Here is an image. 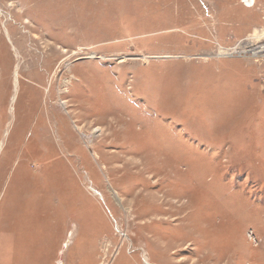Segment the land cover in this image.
I'll return each instance as SVG.
<instances>
[{
  "label": "rangeland",
  "instance_id": "rangeland-1",
  "mask_svg": "<svg viewBox=\"0 0 264 264\" xmlns=\"http://www.w3.org/2000/svg\"><path fill=\"white\" fill-rule=\"evenodd\" d=\"M251 44L264 0H0V264H264Z\"/></svg>",
  "mask_w": 264,
  "mask_h": 264
},
{
  "label": "bare ground",
  "instance_id": "bare-ground-1",
  "mask_svg": "<svg viewBox=\"0 0 264 264\" xmlns=\"http://www.w3.org/2000/svg\"><path fill=\"white\" fill-rule=\"evenodd\" d=\"M257 32V31H256ZM258 33V32H257ZM255 34V33H254ZM256 35V34H255ZM244 47V48H243ZM243 47L241 46L240 48H239V52L240 53H250V54H252V55H258V54H261V52H264V44H259V45H253V44H251V47L252 48H250V49H247L244 45H243ZM227 51V50H226ZM225 51V53L227 54V53H230V52H226ZM236 52V51H235ZM224 53V52H223ZM66 101L65 100H63V103H65ZM97 128V127H96ZM99 129H97V130H101V127H98ZM103 129V128H102ZM97 130H94V132H97ZM102 132V131H101Z\"/></svg>",
  "mask_w": 264,
  "mask_h": 264
},
{
  "label": "built area",
  "instance_id": "built-area-1",
  "mask_svg": "<svg viewBox=\"0 0 264 264\" xmlns=\"http://www.w3.org/2000/svg\"><path fill=\"white\" fill-rule=\"evenodd\" d=\"M263 53V52H262Z\"/></svg>",
  "mask_w": 264,
  "mask_h": 264
}]
</instances>
